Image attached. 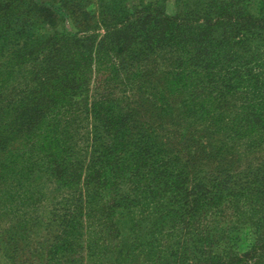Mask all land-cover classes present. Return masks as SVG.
I'll return each instance as SVG.
<instances>
[{
  "label": "trees",
  "instance_id": "trees-1",
  "mask_svg": "<svg viewBox=\"0 0 264 264\" xmlns=\"http://www.w3.org/2000/svg\"><path fill=\"white\" fill-rule=\"evenodd\" d=\"M131 1L0 0L8 264H101L135 205L194 225L197 247L201 217L244 207L258 243L196 264L264 253V0L261 18L250 0Z\"/></svg>",
  "mask_w": 264,
  "mask_h": 264
},
{
  "label": "rangeland",
  "instance_id": "rangeland-1",
  "mask_svg": "<svg viewBox=\"0 0 264 264\" xmlns=\"http://www.w3.org/2000/svg\"><path fill=\"white\" fill-rule=\"evenodd\" d=\"M261 1L262 0L249 1V12L253 16L259 18H261L262 15ZM131 2L136 3L138 1L132 0ZM165 10L168 15L174 12L172 1L166 2ZM58 30L62 32H71L72 27L69 20L62 23ZM91 88L92 85H90V89ZM129 97L132 99L131 95ZM215 105L216 108L213 110L212 117L216 120L215 124H218V116L219 118L224 116L226 110L222 108L220 103H215ZM85 123L86 121L84 120L83 125ZM215 124L210 128V131H207V134L213 137V145L218 146V138L221 136V133L217 130L219 126ZM234 150L240 151L238 148ZM149 208L148 206V209L143 212L139 205H135L132 209L133 213L124 215L120 222L122 229L120 236L115 242L112 241L114 244L110 255L106 254V261H101V264H196L198 262L201 263V259H204L199 252L202 251L207 253L210 247L213 248L217 254H221L222 252H220L218 246H220L221 249L226 246V249H223L226 256L233 253L243 256L247 254L252 243L257 240V237L255 238L254 232L252 231V227L254 226L251 222H246L242 230L239 231V224L241 225L240 222H242L243 219L237 215H249V211L244 209V207L236 210L234 216L226 215L225 217H221V213L217 212L206 220H204L205 217H201V219H199L200 226L203 228L209 227L212 233L208 234L207 231L208 242H205L199 247L196 246L195 240L198 228H194V225H192L187 229H182V226L178 227L176 225L175 228L171 229L169 227L170 225L164 223V221H168V218L164 217L163 220L159 217L161 216V212L156 211L160 213V215H158ZM224 212L226 214V210ZM254 220L255 222L258 220L257 216ZM236 230L239 232H236ZM39 231L41 232L40 229ZM198 234H203L202 228ZM261 242L264 241L261 240ZM98 244H101V241ZM206 253H204V255H206ZM249 256H251V258L247 264H254L256 262L262 264L261 261H264V253L262 252H258L254 257L252 255ZM7 262L6 258L0 254V264H8Z\"/></svg>",
  "mask_w": 264,
  "mask_h": 264
}]
</instances>
